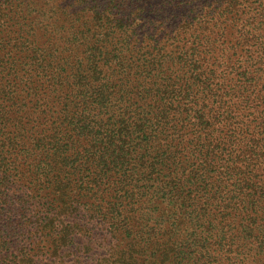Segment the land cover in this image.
Masks as SVG:
<instances>
[{
  "label": "trees",
  "instance_id": "16d2710c",
  "mask_svg": "<svg viewBox=\"0 0 264 264\" xmlns=\"http://www.w3.org/2000/svg\"><path fill=\"white\" fill-rule=\"evenodd\" d=\"M0 264H264V0H0Z\"/></svg>",
  "mask_w": 264,
  "mask_h": 264
}]
</instances>
